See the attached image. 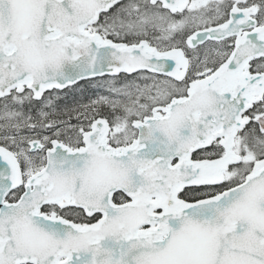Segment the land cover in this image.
<instances>
[{"label": "snow or ice", "instance_id": "snow-or-ice-1", "mask_svg": "<svg viewBox=\"0 0 264 264\" xmlns=\"http://www.w3.org/2000/svg\"><path fill=\"white\" fill-rule=\"evenodd\" d=\"M0 264H264V0H0Z\"/></svg>", "mask_w": 264, "mask_h": 264}]
</instances>
